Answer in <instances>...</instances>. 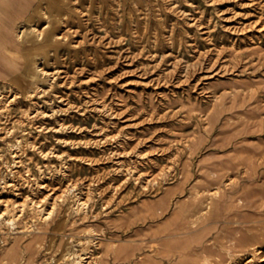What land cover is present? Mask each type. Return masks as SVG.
Returning a JSON list of instances; mask_svg holds the SVG:
<instances>
[{"label":"rangeland","instance_id":"rangeland-1","mask_svg":"<svg viewBox=\"0 0 264 264\" xmlns=\"http://www.w3.org/2000/svg\"><path fill=\"white\" fill-rule=\"evenodd\" d=\"M65 1L58 0V12L48 0L38 2L36 15L22 26L33 32L34 40L23 42L31 48L28 62L15 80L0 81L5 97L17 95L0 112V220L8 217L5 203L29 202L25 190L10 198L12 190L3 186L9 178L22 182L27 168L31 179L43 176L54 189L40 205L44 214L55 203L64 207L77 198L88 200L80 213L68 210L67 233L69 227H92L100 244L121 243L123 252L107 264H138L144 256L150 263L215 264L231 255L243 264L251 247L258 254L247 264H264V0ZM51 30L56 43L51 36H36ZM210 64V75L202 76L200 67ZM173 69L184 79L196 70L177 82L169 76ZM65 73L73 80L64 81ZM59 95L77 105L56 115L74 128L54 130L53 116L25 123L26 111L49 113L60 104ZM85 95L91 102L84 103ZM97 98L122 111L119 122L131 123L120 140L136 148L119 162L110 157V142L92 143L96 127L107 118L93 109ZM214 104L219 114L211 123L205 112ZM42 121L47 128L38 131ZM33 140L52 152L44 157L30 146ZM18 147L25 167L14 173L11 151ZM137 152H146L151 162ZM130 165L142 172L140 179L126 170ZM208 172H218L225 197L214 201L213 217L193 223L209 202H195V196L216 185L213 179L206 182ZM236 175L235 187L226 185ZM67 184L71 190L63 202L55 196ZM240 230L247 240L234 238ZM49 235L52 247H42L33 264H72L62 254L83 245L57 250L61 233ZM171 237L179 239L171 242ZM170 248L172 258L165 256Z\"/></svg>","mask_w":264,"mask_h":264},{"label":"bare ground","instance_id":"bare-ground-1","mask_svg":"<svg viewBox=\"0 0 264 264\" xmlns=\"http://www.w3.org/2000/svg\"><path fill=\"white\" fill-rule=\"evenodd\" d=\"M48 1H49V3H51L52 12L53 11H56V12L60 11V8L58 7L59 3H57L58 0H48ZM71 1L72 0H66L65 2H67V4H69V3H71ZM37 7L38 6H36L33 9V11L31 12V14L29 15V18L27 20H30V18L32 19V17H34L36 15V13L38 11ZM256 23H258L257 19L252 21V22H249V26L255 25ZM47 26H48V24H47ZM34 28H32V30L35 31ZM46 29H48V28H46ZM47 32L48 31H46L45 34H43L41 32H38V35L36 34V36L39 37V38L41 37L43 39H47L49 36H51L53 38L52 41L54 43H56L57 41L54 40V35H53L52 30L49 31L48 33ZM32 33L33 32H31V31L29 32V30L27 32L23 27L20 28V30H19L18 36L20 37L21 42H22L21 43L22 58L19 60V62L17 64V67H16L18 69V71L11 78L13 80H15L16 77H18L19 73L24 69V66L26 65V62H28L29 52L31 51V48H29V51H28V48L26 46H24L25 44L23 42H25L26 44L27 43L29 44L31 41H33L34 39L32 38V35H33ZM63 41H65V40H63ZM38 42H39V39H38ZM70 46H71V44H70ZM41 55H43V54H41ZM123 56L125 58H127V55H123ZM208 60H210V59H208ZM212 66H213V64H210L209 66H201L200 70L202 71V74H203L202 76H204V77L209 76L211 71L213 70V69H211ZM80 70H82V69L80 68ZM195 70L196 69H194V71ZM194 71L192 72V74L195 73ZM177 72H175V69H173L172 72L169 73V76L171 78L172 77L176 78L177 82L188 80V78L192 76L191 73L190 74L187 73L185 75V79H184V77H183L184 75L182 76L179 72L178 73ZM69 76H70L69 74L65 73L64 74V81H66L67 79H69L68 81L73 80V79H71L72 76H71V78ZM194 79H195V77H194ZM25 80H27V78ZM43 80H44V78H43ZM25 90H26V88H25ZM90 90H92V89H90ZM23 93H24V91H23ZM111 94H113V92ZM16 97H17V95L14 94V93H12L9 96L5 97V94L0 92V112L3 111L5 108H8L11 105V102L15 101ZM87 97H88V95L86 97H84L85 98L84 103H86V104L91 102V100L88 99ZM59 99H60V104L58 105V107H51L49 113L47 111H45V110L40 109V108H32L31 110L26 111L25 114H24L25 115L24 117L26 118V122L25 123H28V124L34 123V120L37 117L47 118L49 116H53L57 120V126H55V125L52 126L54 128V130H56V131H59V130L65 131V130H67L68 127L74 128V125L71 122L66 124V122L60 121V119H58V117H56V115H57L58 112L65 111V110H67V109H69L71 107H75V106L77 107V105H75L70 99L66 98V96H63V95H59ZM97 101L98 102L96 104H93V109L94 110H98L99 114L102 115V118H106V117L107 118L102 120V123L100 125H98V126L95 125V126H97L96 130H95L96 131L95 133L97 134V138H95L92 141V143L98 145L99 143L110 142V144L113 146L112 147V152L110 153V157L111 158L116 157L117 161L119 162V160L121 159L120 158L121 155L127 156L132 151H134V149L136 148L135 145H133V146L130 145V147L128 148V146H125V144H127V143L124 141V139L120 140L121 132H125L126 131L125 128L130 126L131 123L127 122L129 120L126 119V118L124 119V121H120L119 122V120L121 118L125 117V116H121V112L122 111H119L120 109H118L117 107H114V106L111 107L108 103H105L104 100H102V99L101 100L98 99ZM63 106L65 108H63ZM216 108H215V104H214L210 108L206 109V112H205L206 116L205 117H206V119L208 121H211V123L213 121H215L214 119H216L218 114H219V112L217 111ZM121 122H123V123H121ZM36 127L38 128V131H42V130L47 128V126L45 124V121H42V122L38 123L36 125ZM83 128H84L83 126H81V127L78 126L77 127V129H79V131H82ZM114 131H116V132H114ZM113 132H114V134H113ZM59 140H61L62 142L68 141L67 138L66 139H59ZM87 142L88 141H86V143ZM138 142H141V141L138 140L137 143ZM29 144H30V146L32 148H36L41 153H43L44 157H47V155H49L52 152V150L45 152L43 150V144H38L36 146V142L34 140L31 141ZM106 147H108V146H106ZM22 151L23 150L21 149V147H18V148H15V149L13 148V150L11 151V153L13 155L12 156L13 157V164H14V167H15V168L12 169V171L14 173H17L19 171L18 168H20V167L24 168L25 167V165H23L24 163H23V160L21 158V154L24 152V151L23 152ZM137 153H138V156H140L142 159L151 162L150 161L151 159L148 157L146 152H144V153L137 152ZM58 156L62 157V155H58ZM118 158H120V159H118ZM120 162H121L120 163L121 166H123L124 163H125L124 160H121ZM126 170H130V172L135 175L134 178L140 179L139 177L141 176L142 172L137 169V166H132L131 167V165H130L129 167L126 168ZM26 171H27V173L25 175H23V177H22V182H17L15 179L9 178V179H6L4 181V184H3L4 187H9L12 190L11 193H10L11 194L10 198L18 197L24 190L26 192H28L27 195L29 197L28 198L29 202L26 203L25 201H23V202L19 203V205H18V204H16V202L13 201L12 202L13 203L12 207H8V204L5 203L4 212L8 214V217H6V219L4 221L0 220V234H2V237H1L0 240L4 244L3 246L2 245L0 246V264H33L35 262V260H36L37 252L39 250H41L42 247H47L48 245L50 247H52V243H50V241H48L49 240V236H50L49 234L52 233V232H56V231L61 233L59 242L57 244L58 246H56L57 250H59V249H63L64 250L66 247H68L69 244H73V243H77V244H82L83 245L82 248L78 252L69 251V252H65V253L62 254L63 255L62 259L64 261H67V262L70 259L72 261L71 262L72 264H107L108 260H109L108 258L110 256H114L115 257L116 255H118V253L123 252V246L121 245V243H118L117 245H115L112 242L102 241L101 244H100L99 243V239H101V238L98 237V235L96 236L95 235L96 233L91 231V230L94 229L92 227H89V228H91L90 230L88 228L85 229V230L82 229V231L78 230V231L81 232V235H82L81 237H80V232L78 233V231H76V229L72 228V227H69L70 230L67 233V231H68L67 228H66L67 227L66 226L67 225L66 224L67 221H65V217L69 215L68 210L71 209V210H73V212L80 213V211L83 209L84 205L88 202V200L82 201V200H80V198H77L76 202L73 203L74 206L69 204L68 206L65 205L64 207L61 206L60 202L59 203H55L52 206V209L49 212H47L48 214H44V212H41L42 208H40V205L43 204L44 202H46L47 200L51 199L52 194L54 193V189L48 187V184L46 183V181H44L42 179L43 176L40 177V180L36 179V178L35 179H31L30 176H29V174H30L29 173V169L26 168ZM149 172H151V171L149 170ZM247 173L248 172H246V174ZM206 174H207V175H205V176H207V177H205L206 182H209L210 180L213 179L214 182H212L211 185L212 184H216V185H214L212 189H210V190L208 189L209 194L208 193L205 194L203 192L202 193L199 192L197 194V196H195V198H194L195 202L203 200L202 198H205L206 201L209 200V202L206 203V205L204 206V209H200L197 212V214L195 213V219L193 220V223H195V222L197 223L198 220L200 221L204 217L205 218H207L209 216L213 217L214 216L213 214L215 213L214 210H213L214 209L213 206L216 204L214 201L216 199H218L220 201L222 198L225 197V193H226L225 189H224L225 187L223 188V186L221 185L223 183V180L220 179V175L218 174V172H212V173L208 172ZM237 177H238V175H236V177L235 176L234 177L233 176L229 177L230 181H228L226 183V185H228V186L231 185V187H235L234 185L237 182L236 181ZM68 184L65 187V189H63L59 194H57L55 196L56 198L61 199V201H63V202L66 201V198H67L66 195L71 190V189H68L69 188ZM204 184L207 185V183H204ZM73 186H75V185H73ZM1 201L2 200L0 199V202ZM26 215L28 217L29 216L30 217L26 218L27 217ZM84 216H86V215H84ZM84 216H83V218H84ZM66 220H67V218H66ZM8 224H10V226H7ZM8 227H10V228H8ZM10 232H12L14 234L13 237H12V240H10V243L5 244L4 242H5V240H7L8 235H9ZM82 232H84L85 235ZM246 236H247V233H244L243 231L241 232V230H240L239 233L234 236V238H238V239L240 238L241 240L240 239L239 240L243 241V240H247ZM169 239H170L169 241L172 242L173 240H177L179 238L171 237ZM239 240H238V242H239ZM90 241H91L92 244H93V241H94L95 244L99 245L97 247L98 248L97 250H94L93 248H91L92 246H91ZM248 252L250 253L251 256H249L247 258V260L243 262V264H247V263H249L251 261H254L256 255L258 254V249L255 248V247H253V248L251 247L248 250ZM173 253H174L173 248H170V250L168 249L166 251L165 256L167 255L168 257H171L173 255ZM162 254H163V252H162ZM235 256L236 255H231V258H229L228 261L226 260L227 261L226 263L217 261L215 264H238V263H236L237 261L233 260L234 258H236ZM148 259L149 258L144 256L138 262V264H162L161 262L156 261V260H153L155 262L150 263L151 261H148Z\"/></svg>","mask_w":264,"mask_h":264},{"label":"crops","instance_id":"crops-1","mask_svg":"<svg viewBox=\"0 0 264 264\" xmlns=\"http://www.w3.org/2000/svg\"><path fill=\"white\" fill-rule=\"evenodd\" d=\"M40 0H0V81L11 79L22 58L20 28Z\"/></svg>","mask_w":264,"mask_h":264}]
</instances>
